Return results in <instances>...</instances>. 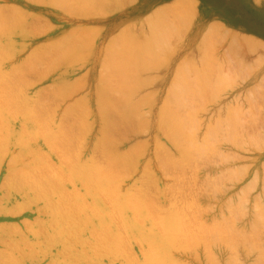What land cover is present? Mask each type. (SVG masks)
Here are the masks:
<instances>
[{
  "label": "rangeland",
  "instance_id": "rangeland-1",
  "mask_svg": "<svg viewBox=\"0 0 264 264\" xmlns=\"http://www.w3.org/2000/svg\"><path fill=\"white\" fill-rule=\"evenodd\" d=\"M261 43L264 0H0V264H264Z\"/></svg>",
  "mask_w": 264,
  "mask_h": 264
},
{
  "label": "bare ground",
  "instance_id": "bare-ground-1",
  "mask_svg": "<svg viewBox=\"0 0 264 264\" xmlns=\"http://www.w3.org/2000/svg\"><path fill=\"white\" fill-rule=\"evenodd\" d=\"M34 19H35V18H34ZM8 24H9V23H8ZM2 30H3V29H2ZM243 37H244V36H242L241 38L243 39ZM91 39H92V38H91ZM245 39H246V38H245ZM248 39H249V38H248ZM250 41H251L252 45H253V43L258 44V42L254 41L253 38H251ZM250 41H249V42H250ZM249 42H248V43H249ZM246 43H247V42H246ZM248 43H247V44H248ZM247 44H246V46H247ZM232 45H233V44H232ZM262 45H263V44L261 43V46H262ZM258 46H260V44H259ZM263 46H264V45H263ZM88 47H89V46H88ZM247 48H248V47H247ZM251 48H252V46H251ZM256 48H257V47H256ZM69 49H70V48H69ZM252 49H253V48H252ZM249 50H250V49H249ZM259 53H260V52H259ZM106 74H107V73H106ZM109 82H110V81H109ZM110 83H111V82H110ZM120 83H121V82H120ZM134 84H135V83H134ZM75 85H76V84H75ZM112 85H113V83H112ZM116 85H117V84H116ZM114 86H115V85H114ZM124 86H125V84H124ZM124 86H123V87H124ZM126 86H127V85H126ZM74 87H75V86H74ZM129 87H130V86H128V88H129ZM115 88H116V86H115ZM122 89H123V88H122ZM113 90H114V89H112V91H113ZM127 90L129 91V89H127ZM120 91H122V90H120ZM131 91H132V90H131ZM110 93H111V95H112L111 89H105V90L103 91L102 94H103V97H106L107 99H109V98H110ZM116 93H118V92H116ZM121 93H122V92H121ZM114 94H115V93H114ZM126 94H127V92H126ZM10 95H11V94H10ZM14 95H15V94H14ZM97 95H98V94H97ZM119 95H120V94H119ZM112 97H113V96H112ZM120 97H121V96H120ZM120 97H119V98H120ZM123 97H124V96H123ZM123 97H122V98H123ZM125 97L127 98V97H129V96H125ZM0 98H1V97H0ZM101 98H102V97H101ZM126 98H123V101H124V99H126ZM146 98H147V97H146ZM151 98H152V97H151ZM10 99H11V98H10ZM112 99H113V98H112ZM115 99H118V97H115ZM115 99H113V100H115ZM120 99H121V98H120ZM120 99H118V101H120ZM104 100H106V99H104ZM121 100H122V99H121ZM127 100H128V98H127ZM12 101H13V100H12ZM128 101H129V100H128ZM128 101H127V103H126L127 105H124V104H123V105H124V107L127 106L126 109L129 111L128 113H129V114H130V113H131V114L133 113L132 115L135 117L136 114H139V113H138L139 107H138V105L135 106L134 104L128 105ZM130 101H132V100H130ZM130 101H129V102H130ZM134 101H135V100H134ZM138 101H139V99H138ZM145 101H146V100H145ZM1 102H2V101H1ZM1 102H0V103H1ZM125 102H126V101H125ZM125 102H122V103H125ZM12 103H13V102H12ZM106 103H107V101L105 102V104H106ZM120 103H121V102H120ZM133 103H134V102H133ZM136 103H137V102H136ZM140 103H142V102H140ZM117 104H118V102H117ZM137 104H139V103H137ZM0 105H1V104H0ZM108 105H109V104H108ZM108 105H106V107H107ZM133 105H134V107H133ZM139 105H140V104H139ZM109 106H110V105H109ZM9 107H10V106H9ZM121 107H122V105H121ZM124 107H123V108H124ZM141 107H142V106H141ZM143 107H144V106H143ZM20 108H21V107H20ZM86 108H87V107H86ZM107 108H109V107H107ZM116 108H117V107H116ZM112 109H113V108H112ZM112 109H111V110H112ZM0 110H2V109H0ZM121 110H122V109H121ZM123 110H124V109H123ZM114 111H115V110H114ZM1 112H2V111H1ZM168 112H169V111H168ZM87 113H88V112H87ZM109 113H110V112H109ZM113 113H114V112H113ZM115 113H116V112H115ZM128 113H125V112H124V115H126V114H128ZM134 113H136V114H134ZM140 113H141V112H140ZM2 114H3V113H2ZM83 114H84V113H83ZM83 114H82V115H83ZM110 114H111V113H110ZM178 115H179V114H178ZM38 116H40V115H38ZM127 116H128V115H127ZM130 116H131V115H130ZM36 118H37V117H36ZM82 118H83V117H82ZM117 118H118V117H117ZM128 118H130V117H128ZM132 118H133V117L131 116V119H132ZM191 118H192V117H191ZM191 118H190V119H191ZM83 119H84V118H83ZM127 120H128V119L126 118V120H124V121H127ZM121 121H123V120H121ZM129 121H130V119H129ZM129 121H128V122H129ZM131 121H132V120H131ZM128 122H125V123L128 124ZM193 122H194V120H193ZM36 123H37V122H36ZM114 123H115V122H114ZM116 123H117V122H116ZM119 123H120V122H119ZM123 123H124V122H123ZM167 123H168V122H167ZM173 123H174V122H173ZM173 123H172V124H173ZM176 123H177V122H176ZM188 123H189V122H188ZM79 124H80V123H79ZM5 125H6V124H5ZM43 125H45V124H43ZM167 125H168V124H167ZM176 125H178V124H176ZM185 125H186V124H185ZM193 125H194V123H193ZM195 125H196V124H195ZM117 126H119V124H118ZM170 126H171V125H170ZM45 127H46V126H45ZM105 127H106V126H105ZM107 127H108V128H107ZM107 127L104 129V131H106V132H105V133H106V136H107L108 133L111 132V129H110L111 127H110V125H108ZM126 127H128V126H126ZM194 127H195V126H194ZM199 127H200V126H199ZM5 128H6V127H5ZM134 128H135V127H134ZM181 128H182V127H181ZM3 129H4V128H3ZM107 129H108V130H107ZM182 129H183V128H182ZM196 129H197V127H196ZM199 129H200V128H199ZM26 130H27V129H26ZM123 130H124V129H123ZM132 130H133V129H132ZM173 130H174V129H173ZM186 130H187V129H186ZM194 130H195V129H194ZM181 131H182V130H181ZM188 131H189V129H188ZM196 131H197V130H196ZM196 131H195V132H196ZM112 132H113V131H112ZM29 133H30V132H29ZM124 133H125V132H124ZM180 133H181V132H180ZM215 133H216V132L214 131L213 134H215ZM115 134H116V132H115ZM175 134H176V133H175ZM175 134H174V136H175ZM183 134H184V133H183ZM210 134H211V133H210ZM32 135H33V134H32ZM109 135H111V134H109ZM180 135H181V134H180ZM188 135H189V134H188ZM211 135H212V134H211ZM211 135H210V136H211ZM114 136H115V135H114ZM206 137H207V136H206ZM214 137H215V136H214ZM216 137H217V136H216ZM170 138H171V137H170ZM177 138H178V137H177ZM191 138H192V137H191ZM193 138H194V137H193ZM209 138H210V137H209ZM183 139H184V138H183ZM196 139H198V138H196ZM2 140H3V139H2ZM44 140H45V139H44ZM106 140H108V139H106ZM184 140H185V139H184ZM189 140H190V137H189ZM202 140H203V139H202ZM202 140H201V141H202ZM213 140H215V139H213ZM216 140H217V138H216ZM221 140H222V138H221ZM226 140H228V139H226ZM110 141H112V140L110 139ZM176 141H177V140H176ZM181 141H182V140H181ZM222 141H223V140H222ZM2 142H3V141H2ZM206 142H207V141H206ZM220 142H221V141H220ZM108 143L111 145V143H110L109 141H108ZM108 143H107V145H108ZM182 143H183V142H182ZM188 143H189V142H188ZM192 143H193V141H192ZM198 143H199V142H198ZM1 144H2V143H1ZM3 144H4V143H3ZM5 144H6V143H5ZM186 144H187V143H186ZM207 144H208V143H207ZM178 145H179V144H178ZM191 145H192V144H191ZM194 145H195V144H194ZM199 145H200V144H199ZM6 146H7V145H6ZM111 146H112V145H111ZM179 146H180V145H179ZM204 146H205V145H204ZM210 146H211V145H210ZM219 146H220V144H219ZM7 147H8V146H7ZM68 147H69V146H68ZM181 147H182V146H181ZM194 147H196V146H194ZM197 147H198V146H197ZM205 147H208V146H205ZM214 147H215V149H216V146H214ZM132 148H133V147H132ZM182 148H183V147H182ZM212 148H213V147H212ZM237 148H238V147H237ZM4 149H5V148H4ZM30 149H31V148H30ZM33 149H34V148H33ZM39 149H40V148H39ZM201 149H202V148H201ZM203 149H204V148H203ZM203 149H202V150H203ZM185 150H186V148H185ZM188 150H189V149H188ZM196 150L199 151L198 149H196ZM202 150H201V151H202ZM211 150H213V149H211ZM220 150H221V149H220ZM43 151H44V150H43ZM130 151H131V150H130ZM132 151H133V150H132ZM140 151H141V150H140ZM140 151H139V152H140ZM182 151H183V149H182ZM186 151H187V150H186ZM190 151H191V148H190ZM192 151H193V150H192ZM197 151H194V152H197ZM32 152H34V151H32ZM36 152H37V151H36ZM164 152H165V150H164ZM6 153H7V152H6ZM6 153H5V154H6ZM25 153H26V152H25ZM165 153H167V152H165ZM179 153H180V152H179ZM187 153H188V152H187ZM187 153H186V154H187ZM190 153H191V152H190ZM199 153H200V152H199ZM217 153H218V152H217ZM46 154H47V153H46ZM180 154H181V153H180ZM192 154H193V152H192ZM219 154H220V153H219ZM231 154H232V153H231ZM56 155H57V154H56ZM139 155H140V154H139ZM189 155H190V154H189ZM206 155H207V154H206ZM208 155H209V154H208ZM72 156H73V155H72ZM184 156H186V155H184ZM194 156H195V155H194ZM209 156H210V155H209ZM219 156H220V155H219ZM224 156H225V155H224ZM229 156H230V155H229ZM237 156H238V155H237ZM41 157H42V156H41ZM45 157H46V156H45ZM70 157H71V156H70ZM130 157H131V156H130ZM130 157H126V159H127V158H130ZM133 157H134V156H133ZM135 157L137 158V156H135ZM214 157H215V156H214ZM49 158H50V157H49ZM124 158H125V157H124ZM131 158H132V157H131ZM207 158H208V156H207ZM211 158H212V157H211ZM219 158H220V157H219ZM71 159H73V158H71ZM71 159H70V160H71ZM132 159H133V158H132ZM194 159H195V158H194ZM198 159H199V158H198ZM222 159H223V156H222ZM14 160H15V159H14ZM30 160H31V159H30ZM201 160H202V159H201ZM68 161H69V160H68ZM71 161H72V160H71ZM129 161H130V160H129ZM133 161H134V160H133ZM195 161H196V160H195ZM14 162H15V161H14ZM66 162H67V160H66ZM176 162H177V160H176ZM188 162H190V161H188ZM196 162H198V161H196ZM196 162H195V163H196ZM200 162H201V161H200ZM226 162H228V160H227ZM8 163H9V162H8ZM117 163H118V162H117ZM177 163H178V162H177ZM190 163H191V162H190ZM229 163H230V162H229ZM128 164H129V163H128ZM191 164H192V163H191ZM21 165H22V164H21ZM71 166H72V165H71ZM71 166H70V168H71ZM119 166H120V165H119ZM181 166H182V165H181ZM183 166H184V165H183ZM188 166H189V165H188ZM191 166H192V165H191ZM193 166H194V165H193ZM43 167H44V166H43ZM176 167H177V166H176ZM236 167H237V166H236ZM117 168H118V167H117ZM194 168H195V167H193V169H194ZM22 169H23V167H22ZM180 169H182V168H180ZM242 169H243V168H242ZM246 169H247V168H246ZM178 170H179V167H178ZM182 170H183V169H182ZM186 170H187V169H186ZM230 170H231V169H230ZM238 170H239V169H238ZM240 170H241V169H240ZM31 171H32V170H31ZM33 171H34V170H33ZM107 171H108V170H107ZM114 171H115V170H114ZM193 171H194V170H193ZM232 171H233V170H232ZM244 171H245V170H244ZM43 172H44V171H43ZM234 172H235V171H234ZM234 172H233V173H234ZM239 172H240V171H239ZM239 172H238V174H239ZM32 173L35 174V172H32ZM108 173H110V172H108ZM193 173H194V172H193ZM229 173L231 174V172H229ZM18 174H19V173H18ZM123 174H124V173H123ZM85 175L87 176V174H85ZM196 175H197V174H196ZM196 175H195V176H196ZM220 175H221V174H220ZM220 175H219V176H220ZM239 175H240V174H239ZM11 176H12V175H11ZM116 176H117V175H116ZM242 176H243V175H242ZM7 177H8V176H7ZM198 177H199V176H198ZM221 177H222V176H221ZM234 177H235V176H234ZM27 178H28V177H27ZM29 178H30V177H29ZM49 178H50V177H49ZM63 178H64V177H63ZM67 178H68V177H67ZM224 178H225V177H224ZM228 178H229V177H228ZM242 178H243V177H242ZM47 180H48V179H47ZM47 180H46V181H47ZM91 180H92V179H91ZM176 180H177V179H176ZM236 180H238V179H236ZM42 181H43V180H42ZM48 181H49V180H48ZM220 181H221V180H220ZM227 181H228V180H227ZM240 181H241V180H240ZM38 182H39V181H38ZM91 182H92V181H91ZM210 182H211V181H210ZM210 182H209V183H210ZM222 182H223V181H222ZM238 182H239V181H238ZM44 184H45V183H44ZM48 184H49V183H48ZM48 184H47V185H48ZM112 185H113V184H112ZM214 185H215V183H214ZM113 186H115V185H113ZM181 186H182V185H181ZM221 186H222V185H221ZM252 186H253V185H252ZM45 187H46V186H45ZM215 187H216L215 189H217V186H215ZM255 187H256V186H255ZM263 187H264V186H263ZM31 188H32V187H31ZM41 188H42V186H41ZM46 188H47V187H46ZM222 188H223V187H222ZM215 189H214V190H215ZM72 190H73V189H72ZM206 190H207V189H206ZM206 190H205V191H206ZM77 191H78V190H77ZM218 191H219V190H218ZM248 191H249V190H248ZM251 191H252V190H251ZM263 191H264V190H263ZM214 192H215V191H214ZM249 192H250V191H249ZM80 193H81V192H80ZM89 193H90V192H89ZM92 193H93V192H92ZM149 194H150V193H149ZM247 195H248V194H247ZM83 196H84V195H83ZM147 196H148V195H147ZM236 196H237V195H236ZM240 196H241V195H240ZM79 197H80V196H79ZM148 197H149V196H148ZM256 197H257V196H256ZM62 198H63V197H62ZM64 198H65V197H64ZM245 198H246V197H245ZM258 198H259V197H258ZM108 199H109V198H108ZM111 199H112V198H111ZM116 199H117V197H116ZM149 199H150V198H149ZM50 200H51V199H50ZM58 200H60V199H58ZM121 200H122V199H121ZM238 200H239V202L241 201L240 199H238ZM243 200H244V199H243ZM155 201H156V200H155ZM200 202H201V201H200ZM258 202H259V201H258ZM260 202H261V201H260ZM71 203H72V202H71ZM229 203H230V202H229ZM118 204H119V203H118ZM235 204H236V203H235ZM239 204H241V203H238V205H239ZM242 204H243V203H242ZM242 204H241V205H242ZM62 205H63V204H62ZM119 205H120V204H119ZM123 205H124V204H123ZM191 205H193V204H191ZM225 205H226V204H225ZM157 206H158V205H157ZM93 207H94V206H93ZM111 207H112V206H111ZM149 207H150V206H149ZM200 207H201V206H200ZM200 207H199V208H200ZM234 207H235V206H234ZM185 208H186V207H185ZM178 209H179V208H178ZM197 209H198V208H197ZM202 209H203V208H202ZM231 209H232V208H231ZM257 209H258V208H257ZM115 210H116V209H115ZM115 210H114V211H115ZM198 210H201V209H198ZM203 210H204V209H203ZM229 210H230V209H229ZM260 210H261V209H259V211H260ZM207 211H208V210H207ZM236 211H237V210H236ZM198 212H200V211H198ZM231 212H232V211H231ZM95 213H96V212H95ZM115 213H116V211H115ZM200 213H201V212H200ZM221 213H222V212H221ZM229 213H230V212H229ZM255 213H256V212H255ZM255 213H254V214H255ZM70 214H71V213H70ZM113 214H114V213H113ZM223 214H224V213H223ZM230 214H231V213H230ZM254 214H253V215H254ZM123 215H124V214H123ZM154 215H155V214H154ZM195 215H196V214H195ZM243 215H244V214H243ZM262 215H263V214H262ZM73 216H74V215H73ZM215 216H216V215H215ZM227 216H228V215H227ZM254 216H255V215H254ZM190 217H191V216H190ZM223 217H224V216H223ZM165 218H166V217H165ZM236 218H237V217H236ZM257 218H258V217H257ZM259 218H260V217H259ZM262 218H263V216L261 217V220H262ZM242 219H243V218H242ZM251 219H253V218H251ZM155 220H156V219H155ZM194 220H195V219H194ZM197 220H198V219H197ZM216 220H217V218H216ZM224 220H225V219H224ZM261 220H260V221H261ZM86 221H87V220H86ZM101 221H102V220H101ZM166 221H167V220H166ZM199 221H200V220H199ZM263 221H264V220H263ZM123 222H124V221H123ZM196 222H197V221H196ZM233 222H236V221H233ZM233 222H232V223H233ZM85 223H86V222H85ZM101 223H102V222H101ZM199 223H200V222H199ZM222 223H223V222H222ZM248 223H249V222H248ZM255 223H256V222H255ZM259 223H260V222H259ZM261 223H262V221H261ZM256 224H257V223H256ZM67 225H68V224H67ZM229 225H230V224H229ZM232 225H233V224H232ZM93 226H94V224H93ZM91 227H92V226H91ZM95 227H96V226H95ZM95 227H94V228H95ZM104 227H105V226H104ZM144 227H145V226H144ZM221 227H222V226H221ZM253 227H254V226H253ZM92 228H93V227H92ZM184 228H185V227H184ZM215 228H216V227H215ZM250 228H251V227H250ZM262 228H263V227H262ZM75 229H76V227H75ZM219 229H220V228H219ZM252 229H253V228H252ZM255 229H256V228H255ZM63 230H64V229H63ZM79 230H80V229H79ZM92 230H94V229H92ZM96 230H97V229H96ZM103 230H104V229H103ZM186 230H187V229H186ZM221 230H222V229H221ZM221 230H220V231H221ZM59 231H60V230H59ZM104 231H105V230H104ZM148 231H149V229H148ZM214 231H215V230H214ZM220 231H219V232H220ZM223 231H224V230H223ZM252 231H253V230H252ZM71 232H72V231H71ZM78 232H79V231H78ZM94 232H95V231H94ZM175 232H176V231H175ZM209 232H210V231H209ZM249 232H250V231H249ZM262 232H263V231H262ZM72 233H73V232H72ZM148 233H149V232H148ZM176 233H178V232H176ZM206 233H207V232H206ZM94 234H95V233H94ZM115 234H116V233H115ZM141 234H142V233H141ZM202 234H203V233H202ZM217 234H218V233H217ZM249 234H250V233H249ZM95 235H96V234H95ZM143 235H144V233H143ZM182 235H183V234H182ZM187 235H188V234H187ZM195 235H196V234H195ZM207 235H208V234H207ZM243 235H244V234H243ZM191 236H192V235H191ZM191 236H190V237H191ZM193 236H194V235H193ZM196 236H197V235H196ZM198 236H199V235H198ZM208 236H209V235H208ZM227 236H228V235H227ZM145 237H146V236H145ZM145 237H144V238H145ZM188 237H189V236H188ZM233 237H234V236H233ZM242 237H243V236H242ZM195 238H196V237H195ZM226 238H227V237H226ZM238 238H239V237H238ZM65 239H66V238H65ZM98 239H99V238H98ZM106 239H107V238H106ZM130 239H131V238H130ZM153 239H154V238H153ZM187 239H188V238H187ZM192 239H193V238H192ZM246 239H247V238H246ZM95 240H96V239H95ZM188 240H189V239H188ZM204 240H205V239H204ZM206 240H207V239H206ZM244 240H245V239H244ZM248 240H249V239H248ZM70 241H71V240H70ZM72 241H73V240H72ZM74 241H75V240H74ZM89 241H90V240H89ZM91 241H92V240H91ZM96 241H97V240H96ZM96 241H95V242H96ZM143 241H144V240H143ZM145 241H147V240H145ZM192 241H193V240H192ZM242 241H243V240H242ZM249 241H250V240H249ZM95 242H94V243H95ZM102 242H103V241H102ZM147 242H148V241H147ZM98 243H99V242H98ZM113 243H114V242H113ZM113 243H112V244H113ZM155 243H156V242H155ZM161 243H162V242H161ZM181 243H182V242H181ZM232 244H233V243H232ZM251 244H252V243H251ZM49 245H50V244H49ZM106 245H107V244H106ZM120 245H121V244H120ZM137 245H138V244H137ZM203 245H204V244H203ZM210 245H211V244H210ZM92 246H93V245H92ZM94 246H95V244H94ZM98 246H99V244H98ZM107 246H108V245H107ZM112 246H113V245H112ZM129 246H130V245H129ZM138 246H139V245H138ZM153 246H154V244H153ZM189 246H190V245H189ZM206 246H207V245H206ZM246 246H247V245H246ZM254 246H255V245H254ZM63 247H64V246H63ZM229 247H230V246H229ZM61 248H62V247H61ZM64 248H66V247H64ZM94 248H95V247H94ZM104 248H105V247H104ZM116 248H117V247H116ZM120 248H121V246H120ZM127 248H129V247H127ZM184 248H185V247H184ZM258 248H259V247H258ZM96 249H98V248H96ZM108 249H109V248H108ZM229 249H230V248H229ZM249 249H250V248H249ZM40 250H41V249H40ZM115 250H116V249H115ZM208 250H209V249H208ZM256 250H257V249H256ZM112 251H113V250H112ZM231 251H232V250H231ZM262 251H263V250H262ZM64 252H65V251H64ZM128 253H129V252H128ZM131 253H134V252H131ZM141 253H142V252H141ZM205 253H206V252H205ZM94 254H95V252H94ZM110 254H111V253H110ZM167 254H168V253H167ZM229 254H230V253H229ZM98 255H99V254H98ZM261 255H262V254H261ZM96 256H97V255H96ZM186 256H187V255H186ZM204 256H205V255H204ZM126 257H127V256H126ZM176 257H177V256H176ZM263 257H264V256H263ZM112 258H113V257H112ZM133 258H134V256H133ZM136 258H137V257H136ZM144 258H145V257H144ZM147 258H148V257H147ZM164 258H165V257H164ZM78 259H79V258H78ZM113 259H114V258H113ZM126 259H127V258H126ZM162 259H163V258H162ZM116 260H117V259H116ZM168 260H170V259H168ZM210 260H211V259H210ZM136 261H137V259H136ZM156 261H157V257H156ZM159 261H160V260H159ZM173 261H174V260H173ZM186 261H187V260H186ZM233 261H234V260H233ZM134 262H135V261H134ZM147 262H148V261H147ZM177 262H178V261H177ZM151 263H152V262H151ZM157 263H158V261H157ZM160 263H161V262H160ZM172 263H173V262H172ZM184 263H185V262H184ZM177 264H178V263H177ZM191 264H192V263H191ZM216 264H217V263H216Z\"/></svg>",
  "mask_w": 264,
  "mask_h": 264
}]
</instances>
